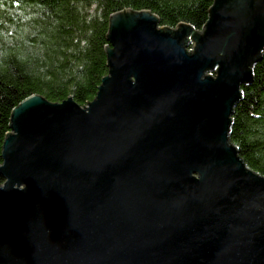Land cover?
Masks as SVG:
<instances>
[{
  "label": "water",
  "instance_id": "water-1",
  "mask_svg": "<svg viewBox=\"0 0 264 264\" xmlns=\"http://www.w3.org/2000/svg\"><path fill=\"white\" fill-rule=\"evenodd\" d=\"M209 14L197 31L115 13L94 101L13 109L0 264H264V176L230 141L263 60L264 0Z\"/></svg>",
  "mask_w": 264,
  "mask_h": 264
},
{
  "label": "trees",
  "instance_id": "trees-1",
  "mask_svg": "<svg viewBox=\"0 0 264 264\" xmlns=\"http://www.w3.org/2000/svg\"><path fill=\"white\" fill-rule=\"evenodd\" d=\"M214 0H0V164L12 111L40 95L81 107L97 96L109 74L106 48L111 15L148 10L161 27L181 23L202 31ZM230 141L254 172L264 176V54L254 82L242 87ZM5 180L0 177V187Z\"/></svg>",
  "mask_w": 264,
  "mask_h": 264
},
{
  "label": "rangeland",
  "instance_id": "rangeland-1",
  "mask_svg": "<svg viewBox=\"0 0 264 264\" xmlns=\"http://www.w3.org/2000/svg\"><path fill=\"white\" fill-rule=\"evenodd\" d=\"M214 77H215V75H214Z\"/></svg>",
  "mask_w": 264,
  "mask_h": 264
}]
</instances>
